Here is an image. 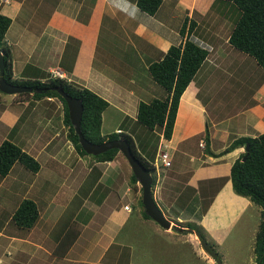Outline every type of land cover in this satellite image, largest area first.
I'll list each match as a JSON object with an SVG mask.
<instances>
[{
	"label": "crops",
	"instance_id": "0c3cea01",
	"mask_svg": "<svg viewBox=\"0 0 264 264\" xmlns=\"http://www.w3.org/2000/svg\"><path fill=\"white\" fill-rule=\"evenodd\" d=\"M217 1L162 0L157 12L150 15L141 11L135 0H0V12L12 18L5 42L12 50L14 78L45 80L44 73L61 69L69 81L109 102L103 113V134L125 126L129 131L123 132L132 134L136 143L139 139L133 127L139 103L157 97L149 64L185 39L180 29L186 18L197 22L191 35L209 49L204 64L180 98L172 136L167 140L168 145L173 144L168 149L171 165L161 164L152 188L156 203L171 222L169 229L143 217L139 208L141 186L137 182V190L132 188V172L124 169L119 154L112 161L90 162L87 155L76 151L66 134L63 140L56 115L62 102L57 97L35 100L29 95L0 94V145L10 140L41 164L34 173L15 163L7 176H0V235H8L4 228L14 224L12 214L23 199L34 200L40 212L27 235H8L6 255L14 247L16 254L23 249L27 256L24 264L30 260L34 264H181L178 260L182 257L188 258V264H198V257L193 258L197 236L189 229L201 235V228L208 234L222 228L228 231L251 207L247 198L234 192L230 179V168L245 152V146L231 145L236 139L264 132V71L255 78L239 73L240 68L243 72L247 69L249 55L228 43L231 27L225 26L222 32L216 29L224 19L212 13V3ZM46 2L51 6L48 9ZM166 3L168 12L163 11ZM195 7L204 10L200 20L203 25L193 14ZM207 16L217 23L207 24ZM217 48L222 52L214 55ZM222 58L225 61H219ZM217 74L223 75V83L228 84L224 94L210 85ZM251 80L256 84L243 94ZM165 96L164 90L158 98ZM104 128L109 131L103 132ZM187 156L190 166L182 168ZM174 159L182 169L170 174ZM109 166L118 167L119 172ZM113 175L122 184L114 192L110 187L114 185ZM102 182L106 189L96 204L91 196L94 186L98 188ZM72 205L76 208L72 221L65 220V226L50 230L48 224L56 222L55 214L60 210L65 213ZM103 205L109 213L103 211ZM99 213L104 215L103 220ZM70 226L80 231L63 254L59 252L60 243ZM207 263L216 264L212 258Z\"/></svg>",
	"mask_w": 264,
	"mask_h": 264
},
{
	"label": "trees",
	"instance_id": "16d2710c",
	"mask_svg": "<svg viewBox=\"0 0 264 264\" xmlns=\"http://www.w3.org/2000/svg\"><path fill=\"white\" fill-rule=\"evenodd\" d=\"M217 1V0H215ZM235 4L241 11L229 32L228 43L236 50L246 53L255 59L258 66L264 71V0H224ZM141 11L154 15L159 9L162 0H135ZM12 24V18L0 12V48L4 52L5 71L4 78L15 85L42 88V92H23L19 95H29L34 99L45 97H57L63 106V123L66 137L76 151L82 155H90L96 161H112L120 153L116 148L109 149L99 155L86 153L82 148L74 125L69 116V109L64 97L56 88L63 89L68 95L80 99L83 103V115L81 119V131L84 137L92 143L100 144L109 140L124 138L130 144L133 155L140 160L142 165L152 174L156 173L153 164L155 154L149 147L150 142L146 137L140 136L139 127L144 126L153 132H159L166 140L171 139L175 125L180 98L204 64L209 49L197 41L191 34L197 26V22L185 19L180 33L185 39L179 44H173L162 58L149 64L148 71L153 81L166 91L163 98L155 97L148 102L141 101L135 119L132 134L121 132L102 133L103 113L109 106V102L93 90L81 86L66 77L53 76L44 73L45 80L39 78H14L13 56L11 48L6 44V34ZM1 91V90H0ZM2 92V91H1ZM161 138V135L158 136ZM148 142V143H147ZM249 144L248 155L246 151L237 158L230 168V179L236 194L248 197L261 208V221L255 235L256 264H264V132L256 137H242L236 139L231 148L246 146ZM144 150H142V149ZM147 149V150H146ZM157 150V149H156ZM144 151V152H143ZM152 154V155H151ZM15 163L22 164L26 169L36 173L41 164L37 158L22 149L10 140H4L0 145V176L9 174ZM155 185V174L153 175ZM131 184L137 190V178L132 171ZM142 190V188H140ZM142 215L151 219L145 212L142 194L139 200ZM39 206L29 198L23 199L12 214V222L19 228L31 229L39 219ZM192 227V226H190ZM194 227V226H193ZM80 228L70 226L61 239L60 253H66L78 236ZM203 236V235H202Z\"/></svg>",
	"mask_w": 264,
	"mask_h": 264
},
{
	"label": "rangeland",
	"instance_id": "374dc122",
	"mask_svg": "<svg viewBox=\"0 0 264 264\" xmlns=\"http://www.w3.org/2000/svg\"><path fill=\"white\" fill-rule=\"evenodd\" d=\"M27 1L30 3H33L34 1L38 2V0H27ZM57 1L58 0H56V3H57ZM50 3H51V5H55L52 1H50ZM213 3H212V13L217 14L220 17L224 18L222 21V24H218L217 27L215 26L216 29L219 32H222V31H226L225 26L227 28L233 27L235 20L238 18L239 14L241 12L239 10V8L235 4H233L231 2L224 1V0H218L215 4H213ZM45 4L48 5L47 9H48V7H51L49 2H46ZM46 5H44V6H46ZM198 7H199V4H198ZM190 8H192V6ZM168 9L169 8H168V5L166 3L163 11L168 12ZM203 11L204 10L199 11L197 9V7H195V12L193 14H195V18L197 19V21H200L201 17H203V15H202ZM198 13H200V15ZM210 17L211 16H207V20H206L207 24L211 25L212 23H217V22L211 21ZM159 20L161 22H166V19H163V18L162 19L159 18ZM167 20L169 21V24H171V25L175 24V21L171 22V19H167ZM114 24L115 23H113L111 25H114ZM201 24H202V22H201ZM104 27H107L106 22L104 24ZM220 29H222V31H220ZM8 34H9L8 37H10L12 34V29H11V31H9ZM137 40L141 41V43H143V46L144 45L147 46V44L144 43L143 39L138 38ZM221 52H222V49L217 48L213 54L219 55ZM232 56H234V55H232ZM245 56H247V55H245ZM248 58H249V61L246 64L247 69L245 70V72H243L242 68H240L239 73L242 74V76L243 75L250 76V77L254 76V78H255L259 72H263V69L260 66H258V64L256 63L254 58H252L251 56H249ZM219 61H225V60L222 58V59H219ZM54 70L56 72L58 71L61 74V76L66 77L65 74L61 71V69L59 70L58 68H56ZM223 82H225L224 76L217 74L211 79L210 85L214 86V91H217V89H218L220 94H224L226 92L225 88L228 84L223 83ZM255 82H256V80H251L250 83H248L246 85L247 88L245 90H243L242 93L244 94L250 89L252 90L253 85L256 84ZM161 93L164 94V89H162L160 86L157 85V92H156L157 97H160ZM0 94L6 96V94L2 93L1 91H0ZM35 100H38V99H35ZM57 102L60 104V101L58 99H57ZM56 115H57L58 120H59L58 125L60 126V128L62 130L61 136L63 137V140H66L65 127H64V123L62 121L63 108H62L61 104H60V107L58 108ZM124 127L125 126L122 127L123 130H124ZM105 128L103 129V132L106 133L109 130H107ZM138 130H140L141 133L142 132L144 133V135H142L140 137H142V138L146 137V139L149 140L148 142H150L149 146L152 150V154L155 153L157 146L159 148L160 144H162L163 147H165V144H163L164 140L162 139V137L158 138V136L160 134H158L156 131L153 132L152 130H150L147 127H144L142 125H141V127H139ZM124 131L128 132L129 130L128 131L124 130ZM165 143L168 144L167 142H165ZM175 143H177V139H176ZM169 146L171 149L173 148L172 147L173 144H169ZM169 146L167 145L168 148H169ZM157 151H158V149H157ZM198 152H199V149L195 148V153H198ZM87 156H88V158H90V162H92V160L95 161V159L92 156H90V155H87ZM119 158L121 159V162L125 166L124 169L125 170L127 169L130 172H132L131 166L129 165L127 159L125 158V156L122 153H119ZM171 161H172V157H171ZM189 166H190V158H188V156H187L186 160L184 161L182 168H188ZM109 167H111V166H109ZM112 167L116 173L119 172L118 167H115V166H112ZM179 168H181L179 162L176 163V159H174V166L169 168V170H170L169 173L174 174L175 172H177L175 169H179ZM104 170H105V168L102 169V171H104ZM154 174H155V179H156V173H154ZM154 174L152 173V175H154ZM108 176H110V174ZM118 178L119 177H116V175H113L112 181H113L114 185L110 186L112 192H114L113 190H117V186L122 187V184H120V182L116 181V179H118ZM91 182L92 181H90V183L88 182L89 186H91ZM105 186H106L105 182H102L100 184V186H98V188H96L94 186V188L96 190L94 191L93 195L91 196V201H93L96 204H99L98 199L100 197L101 198L103 197L104 189H106ZM21 197L22 196L19 195V199H22ZM242 197H244V196H242ZM112 198L114 199V197H112ZM244 198H247L251 202L252 205L242 215V217L238 218L239 220L236 221V223H234L233 226L228 229V231L227 230L225 231L222 228L221 230H214V231H212L211 234H208L209 232H205V229L201 228L202 232H203L202 234L204 235V238L208 237V238H205L206 240L208 239L207 240L208 244H210L211 246L214 245V248L217 251L218 255L222 256V258H224V261L226 264H254L256 262V256L257 255L254 254L255 235H256V232L258 230L260 221H261V216H260L261 208L258 205H256L254 202H252L248 197H244ZM187 202H188V200L185 201V203H187ZM106 206H108V205H106ZM102 208L104 209L103 211H105L106 213L107 212L109 213V211L106 209V207L104 205L102 206ZM124 208L128 211H131V208L129 207V205H125ZM139 208H141L140 202H139ZM65 211L66 212L64 213V210L63 211L60 210L59 212H57L55 214V217L53 219L56 222L51 221V223L48 224L50 230L55 229V231H56L60 227L65 226L67 223L65 220L72 221L71 219L73 216V212H76L75 206L72 205L71 207L67 208ZM135 214H136V212H135ZM135 214H132V216H135ZM62 215H64L63 219L61 220L60 223H57ZM99 215H100V218H102V220H103L104 215L102 213H99ZM227 219L228 218L226 217L223 220V223L226 222ZM56 223H57V225L54 226ZM43 228L46 229V227H44V226H43ZM4 231L8 235H12L11 234L12 232L18 233L19 235H27L29 232V229H20V228L15 227L14 224L11 223V224H7L5 226ZM8 235H4V236L2 234L0 235V264H24L27 261V256L23 253V249L19 250V252H17V254H16V253H14L15 248L14 247L10 248L7 252V255H6V253H5L6 246H7L6 242L8 241V238L10 237ZM122 237L124 238V234H122ZM126 237H127V234H126ZM211 237H213V238H211ZM195 239L197 240V244H196L197 249L195 251V255H193V258H194V256L198 257V259H199L198 264H208L207 259L212 258V256L210 254H208L206 252V250H204V248L202 247V245L200 243V240H198V237H196ZM15 251H17V250H15ZM193 258L190 257V259H192V260H193ZM212 260L215 262V260L213 258H212ZM149 262H151V261H149ZM178 262L179 263L182 262L181 264H188V258L182 257L178 260ZM29 264H34V263H33V261L30 260ZM195 264H196V261H195Z\"/></svg>",
	"mask_w": 264,
	"mask_h": 264
},
{
	"label": "water",
	"instance_id": "95a60500",
	"mask_svg": "<svg viewBox=\"0 0 264 264\" xmlns=\"http://www.w3.org/2000/svg\"><path fill=\"white\" fill-rule=\"evenodd\" d=\"M4 71H5L4 52L0 48V90L8 94H19L23 92L34 93V92L43 91L42 88L34 89L30 86L15 85L7 82L4 78ZM56 90L59 91V93L64 97L67 103L70 120L74 125L77 134L79 135L80 143L82 145V148L86 151V153L92 155H99L109 149H113V148L118 149L127 159L133 173L135 174L138 180V183L142 188V202L146 214L163 228L169 229L171 227V222L164 216L161 208L156 203V200L153 195L152 188H153L154 178L152 174L144 167V165H142L140 160L133 155L128 141L124 138H118L100 144H96L87 140L81 131V119L84 109L82 101L76 97H72L68 95L61 88L57 87ZM245 151H246V155L243 158V160H245L248 155L249 144L245 146ZM189 231L194 232V234H196V236L200 240L202 247L204 248V250H206L208 254L212 256L216 264H223L222 259L220 258L218 253L214 250V248L210 244H208V241L200 234L199 231L193 229H189Z\"/></svg>",
	"mask_w": 264,
	"mask_h": 264
},
{
	"label": "built area",
	"instance_id": "2783aa9c",
	"mask_svg": "<svg viewBox=\"0 0 264 264\" xmlns=\"http://www.w3.org/2000/svg\"><path fill=\"white\" fill-rule=\"evenodd\" d=\"M51 74L53 76H61V74L58 71L56 72L55 70H52ZM61 77H63V76H61ZM117 132H121V130H118ZM165 140L166 139H164V141H163V144H165V147H163V145L160 144V146L158 148L157 156H156L155 161H154L156 171L160 170L161 164L165 167H168L171 165V160L169 159V154H168L169 148L167 147L168 144L165 143V142H167Z\"/></svg>",
	"mask_w": 264,
	"mask_h": 264
},
{
	"label": "clouds",
	"instance_id": "9594fccd",
	"mask_svg": "<svg viewBox=\"0 0 264 264\" xmlns=\"http://www.w3.org/2000/svg\"><path fill=\"white\" fill-rule=\"evenodd\" d=\"M118 131V130H117ZM162 139H164L163 137H162ZM167 141V140H166ZM158 152V151H157ZM121 153V152H120ZM153 164H154V162H153ZM153 176V175H152ZM154 177V176H153ZM154 187V186H153Z\"/></svg>",
	"mask_w": 264,
	"mask_h": 264
}]
</instances>
